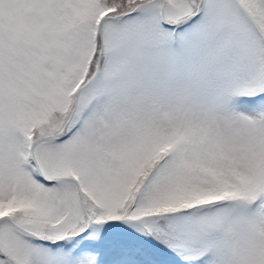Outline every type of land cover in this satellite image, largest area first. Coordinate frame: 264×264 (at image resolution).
Returning a JSON list of instances; mask_svg holds the SVG:
<instances>
[{
  "label": "snow or ice",
  "instance_id": "6c2138e0",
  "mask_svg": "<svg viewBox=\"0 0 264 264\" xmlns=\"http://www.w3.org/2000/svg\"><path fill=\"white\" fill-rule=\"evenodd\" d=\"M0 264H264V0H0Z\"/></svg>",
  "mask_w": 264,
  "mask_h": 264
}]
</instances>
